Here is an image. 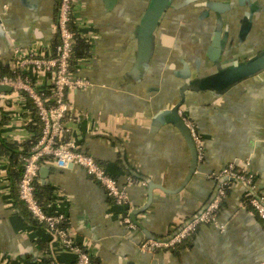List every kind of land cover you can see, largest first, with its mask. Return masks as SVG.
Returning <instances> with one entry per match:
<instances>
[{
    "label": "crops",
    "instance_id": "0c3cea01",
    "mask_svg": "<svg viewBox=\"0 0 264 264\" xmlns=\"http://www.w3.org/2000/svg\"><path fill=\"white\" fill-rule=\"evenodd\" d=\"M76 1L79 36L90 47L77 74L93 85L69 93L75 111L68 126L126 190L140 225L130 228L127 206L76 164L45 165L49 173L39 183L42 192L52 190L50 210L66 214L70 235L89 248L92 264H264V223L248 203L253 193L264 195V69L219 92L189 85L216 71L213 57L230 66L264 50V0H174L142 66L137 30L149 0ZM59 4L0 0L4 73L31 51L55 52ZM22 71L38 87H51L53 73ZM0 93V264H75L72 250L31 226L24 205L14 204L18 179L2 143L37 142L42 125L26 91ZM179 102L204 142L193 169L187 137L162 117ZM230 164L253 174V187L231 180L216 222L200 224L172 248L141 249L145 238L167 239L204 210Z\"/></svg>",
    "mask_w": 264,
    "mask_h": 264
},
{
    "label": "built area",
    "instance_id": "2783aa9c",
    "mask_svg": "<svg viewBox=\"0 0 264 264\" xmlns=\"http://www.w3.org/2000/svg\"><path fill=\"white\" fill-rule=\"evenodd\" d=\"M76 3V0H60L56 24L59 42L55 52L39 54L31 51L27 56L17 58L13 62L10 74L2 71L0 60V85L10 86L16 91H26L42 125L39 140L29 149L27 155L21 157L23 165L18 184L19 198L31 215L46 225V232L55 241L61 242L63 246L75 253V264H92V252L89 248L84 244H79L75 237L70 235L68 225H61L63 221L68 220L66 214L60 210H50L49 206L45 209L36 196V183L40 180L42 166L49 163L60 167L76 164L92 175L115 199L117 204L127 206L123 212V220L130 228H136L130 217V204L126 190L119 186L117 179L109 174L106 168L99 164L91 154L82 150L68 126L69 121L73 119L72 113L75 111L69 93L73 89H86L93 85L89 80L78 76V72L71 71V61L79 37L78 28L80 25L76 15ZM80 63L82 62L78 64ZM78 64L76 65L77 71H79ZM27 67L54 74L52 85L49 88L50 94L47 93V90L38 87L32 77L22 71V68ZM179 113L191 132L198 158L201 159L204 155L203 138L194 122L184 115L181 108ZM217 178H225V180L219 184L216 194L204 210L167 239L145 238L140 244L141 249L156 251L159 248L174 247L191 235L200 224L217 221L219 208L231 180L244 182L251 187L254 183L253 174L241 172L233 164L221 170ZM248 203L264 223V195L253 193L249 197Z\"/></svg>",
    "mask_w": 264,
    "mask_h": 264
},
{
    "label": "water",
    "instance_id": "95a60500",
    "mask_svg": "<svg viewBox=\"0 0 264 264\" xmlns=\"http://www.w3.org/2000/svg\"><path fill=\"white\" fill-rule=\"evenodd\" d=\"M173 2L174 0H149L137 30L136 62L138 66L145 65L150 60L154 51L155 38L161 20ZM210 5L213 6L214 4ZM216 37H218V35H216ZM212 43V47L214 48L213 51L218 52L221 50V42L218 39L214 40ZM213 59L216 64V71L193 80L189 83L190 86L200 89L209 88L215 92H219L226 87L233 85L240 79L264 69V50L248 60L230 66H223L216 57H213ZM2 90L11 91L12 88L7 85H0V91ZM180 106L181 102L176 103L172 108L164 111L162 117H166L167 120L179 126L187 137L193 154V169L197 163L198 152L191 132L179 113ZM48 173L49 167L45 165L42 166L40 169V176L45 179ZM130 216L135 224L140 225L134 212H132Z\"/></svg>",
    "mask_w": 264,
    "mask_h": 264
},
{
    "label": "trees",
    "instance_id": "16d2710c",
    "mask_svg": "<svg viewBox=\"0 0 264 264\" xmlns=\"http://www.w3.org/2000/svg\"><path fill=\"white\" fill-rule=\"evenodd\" d=\"M73 28H75V26L73 25ZM89 44L82 39L80 36L77 39V43L76 46L74 47V51H73V56H72V68L71 71L76 73L77 71V67L76 65L79 62H82L85 58L89 57ZM47 93L50 94L51 91L50 89L47 90ZM36 127V126H35ZM36 131L35 128H33V132ZM36 133V132H35ZM36 143H25L24 145H18L15 142H7V141H3L2 143V152L3 154L8 158L9 161V165L11 168V176H13V178L18 179V184L22 175V165H23V160H22V156H25L28 154L29 149ZM101 164V163H99ZM103 167L104 165L101 164ZM41 189H43L42 186H40V183L37 182L36 183V196L39 200V202L41 203V205L46 209L49 206V203L51 201V192L52 190L47 188L45 190H43V192L41 191ZM17 193H18V185H17ZM46 193V194H45ZM14 204L18 205L19 203H22L25 207V209L27 210V216H28V220L29 223L31 224V226L38 228V229H45L46 230V225L44 223L39 222L36 218H34L31 213L29 212V210L26 208L25 204L23 203V201L19 198V194L18 197H14ZM69 222L67 221H63V223L61 225H68ZM187 238V237H186ZM92 260H93V255H92ZM93 262V261H92Z\"/></svg>",
    "mask_w": 264,
    "mask_h": 264
}]
</instances>
